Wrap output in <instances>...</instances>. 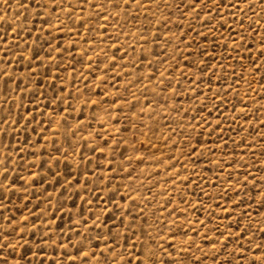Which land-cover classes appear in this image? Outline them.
<instances>
[{
    "label": "rangeland",
    "instance_id": "rangeland-1",
    "mask_svg": "<svg viewBox=\"0 0 264 264\" xmlns=\"http://www.w3.org/2000/svg\"><path fill=\"white\" fill-rule=\"evenodd\" d=\"M262 41L264 0H0V264H253Z\"/></svg>",
    "mask_w": 264,
    "mask_h": 264
},
{
    "label": "snow or ice",
    "instance_id": "snow-or-ice-1",
    "mask_svg": "<svg viewBox=\"0 0 264 264\" xmlns=\"http://www.w3.org/2000/svg\"><path fill=\"white\" fill-rule=\"evenodd\" d=\"M136 2H137V4H139V0H136ZM114 6L119 7V4L117 3V4H115ZM38 7H42V6L38 5ZM234 7H238V5H234ZM262 43H264V41H262ZM262 54H264V52H262ZM113 62H114V61H113ZM0 175H3V174H0ZM25 219H26V218H25ZM256 250H257V251H260V247L258 246ZM85 255H86V254H85ZM93 255H94V254H93ZM152 255H154V253H153ZM149 258L151 259V256H150ZM113 259H115V257H113ZM257 261H264V254H262L261 257H255V258L253 259V264H257ZM2 264H7V261L4 260V261L2 262ZM108 264H111V262H108ZM121 264H131V262H130V260H123V259H122ZM137 264H141V261H140L139 259L137 260Z\"/></svg>",
    "mask_w": 264,
    "mask_h": 264
}]
</instances>
